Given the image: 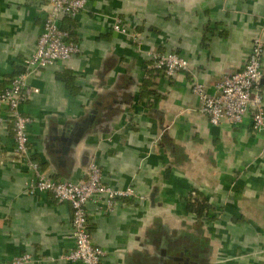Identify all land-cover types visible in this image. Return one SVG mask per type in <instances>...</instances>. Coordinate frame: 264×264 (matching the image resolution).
Masks as SVG:
<instances>
[{
    "label": "crops",
    "instance_id": "0c3cea01",
    "mask_svg": "<svg viewBox=\"0 0 264 264\" xmlns=\"http://www.w3.org/2000/svg\"><path fill=\"white\" fill-rule=\"evenodd\" d=\"M48 1L0 0V92L25 71ZM118 20L127 34L113 30ZM61 25L79 53L30 76L38 92L20 110L44 174L79 182L96 164L105 185L133 191L87 205L102 264H264V133L250 116L212 125L193 92L198 82L213 95L243 70L264 37V0H88ZM155 53H177L189 71L167 77ZM261 92L264 108V81ZM34 179L4 130L0 264L23 254L28 264H81L64 258L71 205L29 193ZM196 198L209 205L203 217L189 211Z\"/></svg>",
    "mask_w": 264,
    "mask_h": 264
},
{
    "label": "built area",
    "instance_id": "2783aa9c",
    "mask_svg": "<svg viewBox=\"0 0 264 264\" xmlns=\"http://www.w3.org/2000/svg\"><path fill=\"white\" fill-rule=\"evenodd\" d=\"M87 3L88 0H49L42 5L46 19L36 50L31 57L25 59V71L14 77L10 85L0 92V135L4 130L12 129L16 158L35 173V179L27 184L29 193H47L59 203L71 205V238L74 248L64 258L81 264H102L105 253L94 245L87 205L99 198L110 205L116 199L132 196L133 191L115 190L105 185L101 170L96 164L88 168L86 179L79 182L56 181L44 174L40 165L31 157L28 132L31 119L20 110L38 92L29 84L30 76L58 63H65L79 53L77 43L71 40L70 32L62 27L61 22L64 19H76ZM113 30L128 33L120 20L114 23ZM263 56L264 37L258 35L253 40L252 50L243 70L223 77L216 85L215 94H208L203 84H193V92L201 103L200 112L208 117L212 125L218 126L224 122L240 124L250 116L253 131L264 133L261 92L264 81ZM152 61L153 66L162 70L167 77L189 71L188 61L177 53H155ZM30 261L31 256L23 254L10 263L2 264H28Z\"/></svg>",
    "mask_w": 264,
    "mask_h": 264
},
{
    "label": "trees",
    "instance_id": "16d2710c",
    "mask_svg": "<svg viewBox=\"0 0 264 264\" xmlns=\"http://www.w3.org/2000/svg\"><path fill=\"white\" fill-rule=\"evenodd\" d=\"M156 70H159V69H156ZM159 71H162V70H159ZM208 206L209 205L205 202V200L200 201L198 198H196V201L189 202L188 204L189 211L194 212L198 217H203L205 215L208 209Z\"/></svg>",
    "mask_w": 264,
    "mask_h": 264
}]
</instances>
